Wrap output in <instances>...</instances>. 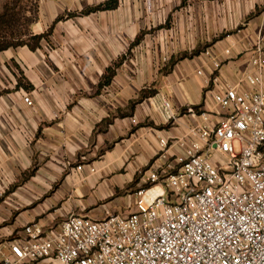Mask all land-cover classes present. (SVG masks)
Here are the masks:
<instances>
[{
    "label": "crops",
    "instance_id": "crops-1",
    "mask_svg": "<svg viewBox=\"0 0 264 264\" xmlns=\"http://www.w3.org/2000/svg\"><path fill=\"white\" fill-rule=\"evenodd\" d=\"M105 1L35 0L30 34L46 31L58 15L75 14L56 22L35 49L0 51V242L30 222L48 227L69 214L100 219L130 212L152 163L165 171L179 166L180 142L201 121L182 109L203 102L201 109L218 110L205 97L208 59H180L166 74L160 71L164 62L231 29L206 49L223 59L218 82L236 85L259 38L264 47V0H118L113 9L80 13ZM176 3L183 18L194 20L193 28L187 24L186 43L173 41L169 25L162 32ZM164 47L169 55L160 59ZM120 57L111 82L97 90L101 75ZM143 89L155 93L129 108ZM161 137L175 141L164 157Z\"/></svg>",
    "mask_w": 264,
    "mask_h": 264
},
{
    "label": "built area",
    "instance_id": "built-area-1",
    "mask_svg": "<svg viewBox=\"0 0 264 264\" xmlns=\"http://www.w3.org/2000/svg\"><path fill=\"white\" fill-rule=\"evenodd\" d=\"M200 54L210 67L205 97L219 112L186 108L201 121L180 142L179 166L152 163L127 214L26 223L0 242V264H264V47L259 38L242 80L248 88L218 82L223 59ZM22 99L32 104L25 91ZM158 143L164 157L175 141Z\"/></svg>",
    "mask_w": 264,
    "mask_h": 264
},
{
    "label": "trees",
    "instance_id": "trees-1",
    "mask_svg": "<svg viewBox=\"0 0 264 264\" xmlns=\"http://www.w3.org/2000/svg\"><path fill=\"white\" fill-rule=\"evenodd\" d=\"M117 3H118V0H107L102 5H96V6L88 7L86 9L80 11V13L81 14H88V13L96 11L98 9H113L117 6ZM6 9L7 8L4 7V9L2 11H0V51L6 49L8 47H15L18 45H27L30 49H35L36 47H39L41 40H43V39L47 40L48 39V36L51 34L53 26L55 25L56 22H58L59 20H62L64 18L71 17L75 14V13L65 12L61 15H58L46 31H44L43 33H40V34H30L29 33L27 35V37L24 38L23 37L24 33H21V32L17 33L14 31V29H13V16H12L13 14H10L9 11H7ZM33 20L30 22V24L33 22ZM30 24H29V26H30ZM231 32L232 31L222 32V33L218 34L217 36H215L214 38H212V40L210 42H207L203 45H197L191 50L181 51L177 55L172 56L171 59L168 61V64L165 67L161 68V70H160L161 73L166 74V73L170 72L171 68L173 67V65L178 60L184 59V58H192V57L200 54V52L204 51L213 42H215L216 40L222 39L223 37H225L227 34H230ZM142 35H143V33L138 35L135 38L134 42H132V45H134L135 43H138L140 41V39L142 38ZM122 59H123V57L118 58L117 60L112 62L106 68L105 72L101 75L100 80L97 84V90H99L104 85H108L111 82V79L115 74V70L121 64ZM20 81L21 80L19 79L18 85H19ZM154 93H155V91L153 89H149V90L143 89L142 91H140L137 98L129 101V103H128L129 108L132 109L137 103H140L144 98H146L148 96H152ZM202 106H203V102L200 103L199 105L192 106V108L197 113H200ZM182 111L185 112L186 109L184 108V109H182ZM110 122H111L110 118L104 120L105 124L110 123Z\"/></svg>",
    "mask_w": 264,
    "mask_h": 264
},
{
    "label": "rangeland",
    "instance_id": "rangeland-1",
    "mask_svg": "<svg viewBox=\"0 0 264 264\" xmlns=\"http://www.w3.org/2000/svg\"><path fill=\"white\" fill-rule=\"evenodd\" d=\"M222 1V0H221ZM6 7L7 11H9L10 14H13V29L15 32H21L24 33V38L27 37V35L30 33L29 29V24L30 22L34 19L35 13H36V3L35 0H0V11H2ZM176 9H174V14L171 17V20L169 19L168 24H163L164 27H162V32H164L165 28L171 27L172 28V38L173 41L176 42H181L186 43V39L184 38V35L186 33V29L188 30L187 24H190L189 27L193 28V22L194 20L192 18H186L182 16L180 13V3H176L175 6ZM166 22V23H167ZM206 22V21H205ZM160 24H157V27ZM169 25L168 27H165ZM159 28L154 27L153 30H157ZM153 30H145V31H150L153 32ZM190 30V29H189ZM228 31H232L231 29ZM226 32V31H222ZM158 34V33H157ZM160 37L162 40H165L164 34H161ZM10 39V38H9ZM182 43H180L182 45ZM164 52H158L159 58L161 59L163 55H169V52H167V48L162 49ZM183 49H181L178 52H181ZM175 53V54H176ZM130 53L126 52L125 57H127ZM162 60H160L161 62ZM169 59L167 60V62ZM167 62L166 65L168 64ZM165 67V66H162ZM161 67V68H162Z\"/></svg>",
    "mask_w": 264,
    "mask_h": 264
}]
</instances>
